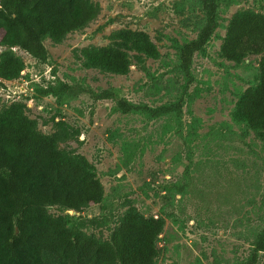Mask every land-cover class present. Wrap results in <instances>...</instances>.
Here are the masks:
<instances>
[{
	"label": "rangeland",
	"instance_id": "1",
	"mask_svg": "<svg viewBox=\"0 0 264 264\" xmlns=\"http://www.w3.org/2000/svg\"><path fill=\"white\" fill-rule=\"evenodd\" d=\"M92 1L100 6L94 20L60 42L45 37V61L14 47L25 67L18 79L0 78V110L22 102L44 134L61 127L73 132L59 148L86 157L104 185L100 204L78 213L58 205L49 211L66 216L70 225L87 218L84 230L101 241L110 239L130 209L161 217L153 264L247 260L264 227V140L235 121L233 111L258 83L263 54L236 63L222 58L220 48L232 15L245 8L264 12V0H218L216 27L193 55L190 84L180 51L206 23L204 0ZM123 29L146 32L160 57L132 59L127 74L87 63L84 48L113 44ZM62 83L76 96L37 95V89ZM92 91L110 94L97 98ZM181 98V113L160 117L117 104L124 99L156 108ZM258 264H264V253Z\"/></svg>",
	"mask_w": 264,
	"mask_h": 264
},
{
	"label": "trees",
	"instance_id": "2",
	"mask_svg": "<svg viewBox=\"0 0 264 264\" xmlns=\"http://www.w3.org/2000/svg\"><path fill=\"white\" fill-rule=\"evenodd\" d=\"M203 8L205 25L180 51V68L189 84L193 82V55L205 48L216 27L218 0H204ZM99 12V4L92 0H0V46L4 47L0 52V78L18 79L25 67L14 47L45 61V37L60 42L68 33L89 24ZM114 37L113 44L84 48L87 63L127 74L132 59L142 62L143 55L160 57L157 45L144 31L123 29ZM255 54H263L258 83L244 91L233 118L264 140V12L239 9L228 23L220 56L241 63ZM37 90L40 97L78 93L66 83ZM92 94L105 98L110 92ZM117 104L126 112L143 111L160 117L181 113L183 100L156 108L124 99H118ZM26 109L25 103L14 102L0 110V264H153L158 256L156 238L164 224L161 217H146L130 209L110 239L101 241L84 230L87 218L70 225L66 216L49 211V206L58 205L83 212L104 200L105 189L86 157L66 154L59 148V143L70 139L73 132L61 127L52 135L44 134ZM253 244L251 255L240 264L259 263L264 253V227Z\"/></svg>",
	"mask_w": 264,
	"mask_h": 264
},
{
	"label": "water",
	"instance_id": "3",
	"mask_svg": "<svg viewBox=\"0 0 264 264\" xmlns=\"http://www.w3.org/2000/svg\"><path fill=\"white\" fill-rule=\"evenodd\" d=\"M69 211H70L71 213H78V211L73 210V209H69Z\"/></svg>",
	"mask_w": 264,
	"mask_h": 264
}]
</instances>
